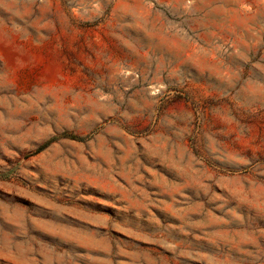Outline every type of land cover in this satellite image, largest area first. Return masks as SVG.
Returning <instances> with one entry per match:
<instances>
[{"label":"rangeland","instance_id":"1","mask_svg":"<svg viewBox=\"0 0 264 264\" xmlns=\"http://www.w3.org/2000/svg\"><path fill=\"white\" fill-rule=\"evenodd\" d=\"M0 264H264V0H0Z\"/></svg>","mask_w":264,"mask_h":264},{"label":"trees","instance_id":"2","mask_svg":"<svg viewBox=\"0 0 264 264\" xmlns=\"http://www.w3.org/2000/svg\"><path fill=\"white\" fill-rule=\"evenodd\" d=\"M65 136L68 137V138H70V139H73V140H78V141H82V140H84V138H82V137H78V136L73 135V134H66ZM45 146H46V144L43 145V146H41V147L38 149V152L42 151V150L44 149Z\"/></svg>","mask_w":264,"mask_h":264}]
</instances>
